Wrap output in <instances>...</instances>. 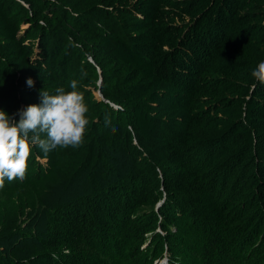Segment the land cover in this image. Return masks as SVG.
Returning a JSON list of instances; mask_svg holds the SVG:
<instances>
[{"label":"trees","instance_id":"16d2710c","mask_svg":"<svg viewBox=\"0 0 264 264\" xmlns=\"http://www.w3.org/2000/svg\"><path fill=\"white\" fill-rule=\"evenodd\" d=\"M261 60L264 0H0V108L75 79L89 121L5 178L0 264H264Z\"/></svg>","mask_w":264,"mask_h":264},{"label":"clouds","instance_id":"9594fccd","mask_svg":"<svg viewBox=\"0 0 264 264\" xmlns=\"http://www.w3.org/2000/svg\"><path fill=\"white\" fill-rule=\"evenodd\" d=\"M251 75L264 84V60L258 62ZM27 85L34 86L31 77ZM68 89L61 86L51 93L44 88L39 103L29 104L11 116L0 108V188L5 178L9 182L24 178L32 147L48 153L58 146L78 147L83 143L89 123L85 118V98L77 80H71ZM105 123L111 121L106 118Z\"/></svg>","mask_w":264,"mask_h":264},{"label":"rangeland","instance_id":"374dc122","mask_svg":"<svg viewBox=\"0 0 264 264\" xmlns=\"http://www.w3.org/2000/svg\"><path fill=\"white\" fill-rule=\"evenodd\" d=\"M87 59L89 60V59H91V61L90 62H93V60H92V58L90 57V56H88L87 57ZM98 71H100L99 69H98ZM100 83H101V77H98V80H97V85L98 86H100ZM94 95H95V98L96 99H98V100H102V99H105L103 96H102V94H101V92H100V90L98 89L97 91H95L94 92ZM105 101H108V100H105ZM112 105H113V103H112ZM114 107H118L117 105H113ZM117 149H118V152L116 153V156L118 157V161H117V165H116V168H117V170H119V169H122L123 171L125 170V171H127L128 169V163L126 162V154H125V152L123 151V150H121L120 149V147H117ZM102 167V166H101ZM130 167V166H129ZM86 177V176H85ZM86 179L87 178H84V177H80V178H77V180H75V182L73 183V187H72V190H74V191H77L79 194H85V193H87L88 191H87V188L86 187H89V184H88V182H87V184H85L86 183ZM49 190H50V188H49ZM50 193V197L47 195V197H48V200H51V197L53 198L54 197V200L55 199H57V198H60V196H61V194H62V196L63 197H65V195H66V193L64 192V185H62L61 187H59V188H52L51 189V191H49ZM48 200H47V204H48ZM163 200V199H162ZM162 200H160V201H158L157 203H156V205L155 206H157V204L159 203V202H163ZM56 201V200H55ZM159 207V206H158ZM141 209H145V210H148L149 209V207H143V208H141ZM140 209V210H141ZM157 230H159V229H157ZM166 260H164V258L163 259H161L160 260V264H167L166 262H165Z\"/></svg>","mask_w":264,"mask_h":264},{"label":"water","instance_id":"95a60500","mask_svg":"<svg viewBox=\"0 0 264 264\" xmlns=\"http://www.w3.org/2000/svg\"><path fill=\"white\" fill-rule=\"evenodd\" d=\"M162 201H163V200H162ZM160 204H161V202H159V203L157 204L156 209H157V207H158Z\"/></svg>","mask_w":264,"mask_h":264},{"label":"built area","instance_id":"2783aa9c","mask_svg":"<svg viewBox=\"0 0 264 264\" xmlns=\"http://www.w3.org/2000/svg\"><path fill=\"white\" fill-rule=\"evenodd\" d=\"M91 61V59H89Z\"/></svg>","mask_w":264,"mask_h":264}]
</instances>
